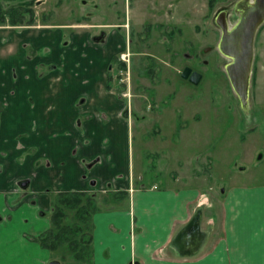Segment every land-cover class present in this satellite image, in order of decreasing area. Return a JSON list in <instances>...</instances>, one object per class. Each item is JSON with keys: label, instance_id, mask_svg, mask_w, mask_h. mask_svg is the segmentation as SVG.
Instances as JSON below:
<instances>
[{"label": "crops", "instance_id": "1", "mask_svg": "<svg viewBox=\"0 0 264 264\" xmlns=\"http://www.w3.org/2000/svg\"><path fill=\"white\" fill-rule=\"evenodd\" d=\"M38 27L0 29V264L55 260L29 238L48 228L47 190L128 192L93 214L92 264H264V184L234 186L219 217L196 186H134L132 123L106 88L113 37Z\"/></svg>", "mask_w": 264, "mask_h": 264}, {"label": "rangeland", "instance_id": "2", "mask_svg": "<svg viewBox=\"0 0 264 264\" xmlns=\"http://www.w3.org/2000/svg\"><path fill=\"white\" fill-rule=\"evenodd\" d=\"M116 1L85 0L82 5L79 0H31L42 24L0 29L33 31L44 25L40 29L61 31L63 42L76 30H89L95 42L113 37L110 84L124 100L132 123L133 185L196 186L209 197L208 211L219 217L220 203L234 186L264 184V22L256 32L249 97L243 106L225 70L230 59L218 49L221 21L235 22L239 0H161L157 5L154 0H118L121 16L115 15L117 8L107 9ZM163 5L172 12L160 17L145 11L154 8L156 13ZM148 18L152 23L171 19L173 33L156 30L151 39L140 40L141 21ZM185 66L201 74L197 84L180 76ZM25 213L21 226L30 232L32 211ZM50 214V209L36 211L48 227ZM61 253L53 252V257Z\"/></svg>", "mask_w": 264, "mask_h": 264}, {"label": "trees", "instance_id": "3", "mask_svg": "<svg viewBox=\"0 0 264 264\" xmlns=\"http://www.w3.org/2000/svg\"><path fill=\"white\" fill-rule=\"evenodd\" d=\"M214 0H209L210 4ZM43 18V17H42ZM36 22L31 0H0V25L30 26ZM108 71L106 88L113 90ZM114 91H118L115 90ZM49 227L31 240L51 251L61 253L55 260L65 264H92V216L104 208L103 204L113 202L117 197L128 195L126 191L107 190L99 198L98 191H59L52 192ZM71 261H67L66 254Z\"/></svg>", "mask_w": 264, "mask_h": 264}, {"label": "water", "instance_id": "4", "mask_svg": "<svg viewBox=\"0 0 264 264\" xmlns=\"http://www.w3.org/2000/svg\"><path fill=\"white\" fill-rule=\"evenodd\" d=\"M264 22V0H253L240 9L237 22L223 31L218 42L219 51L230 59L225 70L229 82L240 103L246 106L249 97L251 69L254 59V40L256 32ZM180 76L197 84L201 74L186 66ZM126 114V113H125ZM49 264H60L52 260Z\"/></svg>", "mask_w": 264, "mask_h": 264}, {"label": "flooded vegetation", "instance_id": "5", "mask_svg": "<svg viewBox=\"0 0 264 264\" xmlns=\"http://www.w3.org/2000/svg\"><path fill=\"white\" fill-rule=\"evenodd\" d=\"M80 1V3L82 4V5H85V0H79ZM118 1V0H117ZM116 1V3L114 4L115 6H110V7H107V9H113L114 7L115 8H117L116 10H114L115 11V15L116 16H118V15H120L121 16V10H120V8L118 7V2ZM161 0H154V4H159V2H160ZM253 0H239V2H238V4H237V6H236V8H235V12H236V14H237V18H236V20H235V22L233 23V24H231V25H229L228 23H227V21L225 22V23H223L222 21H221V34H222V31H223V29H222V27L223 26H225V28L226 29H230L231 27H233V25L237 22V20H238V17H239V13H240V9L241 8H243L245 5H247V4H250L251 2H252ZM94 9H97V7L95 6V7H93ZM125 9H127L128 10V7H125L124 8V10ZM155 9L154 8H152L151 10L150 9H147V10H145V11H148V13H154L156 16H164V15H166L167 13H169V12H172V11H170L171 9L168 7V6H162V7H160V8H158V10L156 11V13H155V11H154ZM96 11V10H95ZM221 16V15H220ZM36 20H37V18H36ZM140 26H141V28H140V30H139V39L140 40H148V39H151L152 38V33H154V31H160L161 32V34L163 33V32H170V34H172L173 33V30H174V28H173V26H172V21H171V19H168V21H166L165 23H162V22H158V23H156V22H154V23H152L151 22V20H149V18L148 19H143L142 21H141V24H140ZM101 35H103V33L101 32V34L98 36V37H100ZM221 36V35H220ZM126 56H127V54H126ZM197 54H193L191 57L194 59V60H197ZM122 59H124V54H123V56H122ZM125 60V59H124ZM230 61V60H229ZM228 61V62H229ZM227 62V63H228ZM226 63V64H227ZM226 66V65H225ZM186 67V66H185ZM188 67H190V66H188ZM191 68V70L192 71H196V70H194L192 67H190ZM198 72V71H197ZM199 73V72H198ZM188 80V79H187ZM189 81V80H188Z\"/></svg>", "mask_w": 264, "mask_h": 264}]
</instances>
